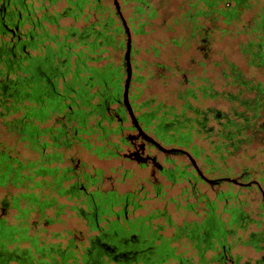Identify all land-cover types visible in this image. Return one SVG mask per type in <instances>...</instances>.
<instances>
[{
    "label": "trees",
    "instance_id": "16d2710c",
    "mask_svg": "<svg viewBox=\"0 0 264 264\" xmlns=\"http://www.w3.org/2000/svg\"><path fill=\"white\" fill-rule=\"evenodd\" d=\"M65 1L66 4L61 9L49 10L48 6L55 0H0V123L14 136L15 142H23L25 147H27L25 140L29 138L31 132L32 119L35 117L42 121L52 112L61 110V107L50 106L47 111L45 107L51 103V99L53 102L58 91L56 80H52L55 89H49V79L54 75L46 70L47 64L50 63L48 59H51V62L55 61L52 63L56 67L64 64L66 70L70 69V65L73 71L96 69L94 65H88L87 61L100 59L104 45L116 46L122 42L123 29L121 21L114 19L117 14L115 10L108 11L107 5H102L100 0ZM139 1L145 3V0ZM198 1L194 0L192 6L195 7ZM201 1L207 7L205 9L196 7L192 13L189 9L187 13L189 16L214 13L212 18L215 19L218 14H222L224 20L228 21L231 17H236L239 5H249L247 0ZM219 3H224L225 7H217ZM85 5L87 8L83 9ZM136 8L142 10L140 5ZM104 9L107 10L106 13ZM81 13L83 20L90 17L93 19L79 29L72 25L63 27L58 23L60 16L77 17ZM151 14L149 12V15ZM257 14L258 18H251L253 24L250 27L255 31H262L264 4L259 7ZM48 24H52L54 29L49 30ZM243 25H247V21ZM197 26L201 41H207L208 29L196 23L193 25V27ZM62 27L67 29V33L57 32V29ZM68 36L82 39L80 40L82 45H75L72 41L66 40ZM259 36L261 40L249 39L246 48L264 65V52L261 55L259 49L257 51L251 49V45L264 44V35ZM45 41L47 42L44 43ZM38 45L43 47V54L32 52ZM250 62L258 64L253 60ZM38 65L41 66L40 69ZM229 71L235 89L224 93L225 98L231 102L226 108L216 106L200 108L185 103L184 106L191 107L192 115H185L183 107L179 112H172L173 116L167 122L170 136H174L179 144L187 146L192 157L201 158L205 172L216 180L214 183H218L231 172L233 165L228 164V157H232V163H235L237 155L246 154V149L250 145H255L258 151L264 152V69L262 78L256 80L252 76L243 75L236 65H231ZM82 79L85 80L83 77ZM41 81L43 83H40ZM65 90H69L67 85ZM54 103L58 104L57 98ZM71 104L74 102L72 101ZM39 106L45 114H38ZM162 119L164 120V117ZM60 125L54 127L57 133H51L52 137L63 132ZM34 127L36 131L53 128L52 125L39 127L36 124ZM68 130L73 134L78 132L74 124L70 125ZM192 133L204 141V145L195 143ZM47 144L45 138L38 144L41 153L33 160L20 158L17 148V153L11 154L12 147L4 144L0 146V185L10 182L15 188V191L9 192L8 196L0 199V206L4 209L12 207L15 210L12 221L0 216V264H191L192 255L196 256L199 263L209 260L221 262L225 258L228 243L218 238L213 246L214 252L209 258L205 256L207 248L204 241L205 234L210 229L205 221L198 223L192 220L175 224L164 208L128 217L126 212L129 213V205L133 207L137 205L134 199L137 190L121 192L115 201L108 202V208L102 207V211L96 214V220L90 199L72 203L70 208L78 215L83 212L88 219L87 234L84 237L72 235L60 243L59 240L47 241L42 238L41 232L45 230L43 227L37 229L32 227V232H29L30 224L33 223V220L29 221L27 218L29 210L37 208L38 217L43 218L48 224L55 220L54 214L61 212L63 205V202L57 199L65 191L58 183V176H56L57 187H49L55 180L52 177L55 171L58 172L60 169L57 163L52 162L59 158L61 152L54 148L43 152L42 148ZM96 148L99 149L98 146ZM240 166L239 177L249 178L252 173L258 175L249 178L245 182L246 185L252 183L259 189L264 186V171L243 164ZM166 172L167 179L186 173L189 177L185 178L190 182V186L194 187V175L185 171V168L167 167ZM25 180H31L32 184L22 185ZM43 184L45 186H42ZM92 193L100 194L95 190ZM219 193L223 194L221 191ZM226 194L228 199L229 190ZM101 196L108 200L107 195ZM203 196L206 204L208 203L212 208L213 200L204 194ZM83 202L86 204L85 207H82ZM225 204L228 205L227 202ZM112 205L117 207L111 209ZM48 207L53 210L52 214L47 215L44 212ZM229 209H237L240 213L238 218L243 217L242 210L238 206L234 205ZM101 213L105 215L101 216ZM112 214L113 218L110 217ZM158 216L161 219L153 221V218ZM164 226L171 227L169 233H163ZM200 227L205 229V232H200ZM251 233L254 236L256 231L251 230L248 235ZM55 236L57 231H51L50 237ZM179 238L185 240L183 245L194 241L197 252L193 251L188 255L186 246L178 249L176 241ZM261 260L262 257H259L255 262L259 263ZM244 262L251 264L249 261Z\"/></svg>",
    "mask_w": 264,
    "mask_h": 264
},
{
    "label": "rangeland",
    "instance_id": "374dc122",
    "mask_svg": "<svg viewBox=\"0 0 264 264\" xmlns=\"http://www.w3.org/2000/svg\"><path fill=\"white\" fill-rule=\"evenodd\" d=\"M117 1L121 14L129 27L131 46L134 48L132 63L135 64L136 72L141 74L143 79L141 93L135 101L147 99L146 107L159 104L164 120L171 118L172 112H179L183 107L185 108V115L191 116L192 109L184 106L185 103L200 108L206 106L226 108L231 102L225 98L224 93L235 89L229 71L231 65H236L245 76H252L255 80L262 78L264 65L259 62L258 57H253L250 54L246 48V42L249 39L261 40L259 35H264V30L255 31L250 27L253 24L251 18L258 16L259 7L264 4V0H247L249 5H239V12L236 17H231L228 21L224 20L222 14H218L215 19L212 18L214 13L189 16L187 14L189 9L192 13L196 7L203 9L207 7L201 0L195 7L192 6L194 0H145V3L139 0ZM100 2L102 5H107L108 11L115 10L112 0H100ZM65 4V0H58L50 5L49 9H61ZM137 5L142 6V10H137ZM220 6L225 7V4L219 3L217 5V7ZM106 12L107 10L104 9V13ZM149 12L152 14L149 15ZM82 16L83 14L76 19L69 15L61 16L58 18V22L63 27L73 25L79 29L83 24L93 19L90 17L83 20ZM115 18L120 22L117 14L114 16ZM245 21H247V25H243ZM195 23L208 29L207 41H201L200 32H197L198 26L193 27ZM63 27L57 29L59 33H67V29ZM47 28L53 30L54 27L48 24ZM199 29L201 30L200 27ZM121 36V44H116V46L106 44L100 59L88 60V62L102 67V73L105 74L103 79L108 80L115 87L116 93L120 88L118 79L120 75L124 76L122 62L124 30ZM66 40L73 41L75 45L78 44L69 36ZM251 49L253 51L259 49L262 55L264 44L251 45ZM251 60L258 62V64L251 63ZM45 123H50V120ZM165 126L168 130L169 125L166 124ZM191 136L195 143L204 145V141L198 136L193 133ZM91 140L95 141V138L92 136ZM2 144L12 147L10 148L11 154H16L17 148L18 156L22 159L34 155L21 142H15L14 136L7 132L0 123L1 147ZM184 147L187 146L184 145ZM62 155L65 158L64 163L68 162L69 157L78 158L82 167L91 173L96 168H100L101 180L99 184L102 188L113 186L118 193L126 190H137L135 199L138 204L132 209L134 214L145 213L151 208L158 207L164 208L175 223L181 224L183 220L191 219L197 221L203 216L201 208L204 205V194L213 200L215 215L227 222L228 212L222 210V203L227 202L228 206H238L243 213V217H241L243 228L235 227L233 233L226 237L228 243L226 252L230 254V257L236 258L238 264L244 261L254 263L255 259L259 257L263 258L261 264H264V209L261 195V192L264 193L263 185L259 189L254 187L252 183L249 185L237 184L221 179L219 183L212 186L196 175L188 157L184 154H171L169 155L170 160L164 161L163 154L157 153V158L164 166L173 168L177 166L191 171L194 175L193 190L187 185L185 177H179L177 181L170 182L156 170L153 177L149 172V165H140L121 156L99 159L77 142H72L68 149H62ZM193 157L202 173L207 177H212L211 174L205 172L201 158ZM232 161V157L227 158L228 164L233 165L228 176H234L240 181L246 182L249 178L258 176L252 173L249 178L239 177L241 164L264 171V152L258 151L255 145H250L246 149V154H238L235 163ZM220 175L223 176L224 174ZM155 180L161 183L160 194L158 195H155L152 185ZM227 190H229L228 199L226 198ZM12 191H15L12 185L0 186V199L8 196V193ZM57 199L62 201L63 205L61 212L54 214L55 220L53 222L46 224L43 218L38 217L37 212L28 211V220H33L29 232H32V227L34 229L43 227L45 230L41 232L42 238L47 241L59 240L60 243L72 235L84 237L87 234L84 218L70 208L72 202L64 196H59ZM175 199H177L178 205L174 204ZM186 201L194 202V210L184 206ZM52 211L50 207L44 210L47 215L52 214ZM13 213L12 207L4 209V217L8 221L13 220ZM231 214L233 215L232 218L240 217L238 211L232 210ZM160 219V217H155L153 221ZM224 225L228 227L229 224ZM170 229L171 227L164 226L163 233H169ZM251 230L261 231L263 239L253 240L255 235H248ZM51 231H57V236L50 237ZM184 241V239H178L176 245L178 249L186 246L188 248L186 254L190 255L193 250L189 244L183 245ZM251 242L261 245L262 248H253ZM212 253V250H205L207 258ZM192 260L191 264H236L215 260L199 263L195 255H192Z\"/></svg>",
    "mask_w": 264,
    "mask_h": 264
},
{
    "label": "flooded vegetation",
    "instance_id": "af4514ba",
    "mask_svg": "<svg viewBox=\"0 0 264 264\" xmlns=\"http://www.w3.org/2000/svg\"><path fill=\"white\" fill-rule=\"evenodd\" d=\"M56 1L58 0H55V2ZM81 14H79L77 17H79ZM77 17H72V18L76 19ZM60 38L61 37L59 36V39ZM70 38H72V40H75L78 43L77 45H82L80 42V40L82 39L78 40L77 36ZM46 42L47 41H45L44 43ZM48 42L51 43L52 41H48ZM32 52L43 54L44 49L41 45H38L36 49L32 50ZM133 53H134V48L131 46L130 48L131 75L128 83L127 97L131 106L132 114L134 115L136 122L132 121V119L129 117L127 110L121 100L122 84H123L124 76L122 77L120 75L118 79L120 83V88L118 90V93H116L114 90L115 87H113L108 80L105 81L103 79L105 74L102 73V67L94 65L91 62L87 61L88 65H94L96 69H91V70L77 69L73 71L70 65L69 66L70 69L66 70L65 68L66 66L64 64L60 67H56L55 65H53L55 61H52L53 62L52 63L51 59H48L50 63L47 64L46 70H48L49 74L54 75L51 79H49V85H50L49 89L52 90L55 89L52 80H56V87L58 88V91L56 94L57 97L53 99V102L51 99V103H49V105L45 107L47 108V111L49 110L50 106L61 107V110L59 112H55V111L52 112L51 114H49L50 115L49 117H46L42 121L34 117L31 121V132L29 138L25 140L27 144V148L34 154L32 157H28V156L26 157L30 160L37 159L39 157V153H41V151L38 150V147L40 146L38 144L44 138L46 139L48 144L42 148L43 152L51 151L52 148H54L56 151L61 152L59 158H57L55 161L52 162V163H57L60 166V169H58V172L55 171V174L52 176L53 180L54 179L55 180L54 181L52 180L53 182L51 183V185H49V187L51 186L57 187L56 176H58L59 177L58 183L65 190L60 196H64L67 200L71 201L72 203H79L80 201H85L90 199L89 202H91L92 212L95 220H96V214L99 211H102L103 209L102 207L106 206V208H108V202L115 201L117 195H119L120 193H118L115 187L113 186H110L108 188H102L100 186L99 184L101 180L100 168H96L94 172L91 173L82 167L78 158L73 159V157H69L67 163L63 162L65 158H63L62 149H68L72 142H77L78 144L83 146L84 149L89 151L91 154H94L99 159L121 156L123 158L128 159L129 161L135 162L140 165H149V172L153 177L155 176L154 171L156 170L160 174H162L165 177V179H167L166 178L167 166H164L162 163L158 161L157 153L163 154L164 161H169L170 160L169 155L171 154H184L187 156L186 151L190 154L188 147H184V145L179 144L174 136L172 135L170 136V131H168L165 126L168 120L162 119V112L160 111L159 104H155L153 107H146L147 99H140L137 102L135 101V99L141 93V89L143 87V79H142V75L136 72L135 64L132 63ZM89 60L95 61L97 59H89ZM38 67L40 69L41 66L38 65ZM82 77L85 78V80L82 79ZM40 83H43V81H41ZM66 85H67V89L69 90H65ZM56 98L58 104L54 103ZM72 101L74 102V104H71ZM42 102L43 104H45L44 100ZM65 103L67 104L65 105ZM38 109H39L38 114H45L44 111L40 108V106L38 107ZM47 120H50V123L46 124L45 122ZM35 124L38 125L39 127L45 125H52L53 128L61 124L62 126L61 125L60 126L62 127L63 132H60L56 137H52L51 133L52 134L57 133V130L55 128L44 131L41 129H37L36 131L34 127ZM73 124L76 125L78 128V132L74 134L69 133L68 130L69 126ZM136 124L139 125L141 130L145 134L150 136L152 139L147 135L143 134L142 131L138 130ZM92 136L95 138V141L91 140ZM35 139L37 140V142H35ZM21 143L23 144V142ZM158 143L167 149L162 150L161 148L158 147V145H156ZM179 145H181L182 147ZM96 146H98L99 149H97ZM178 148L181 151H179ZM129 152L130 155H127V153ZM138 156H143L144 159L142 161H137L136 158ZM170 168L173 169V167ZM185 171H189V170L185 169ZM179 177L187 178L189 176L186 173H183L182 176H179L177 174L174 176L173 179H167V180L170 182H175L177 181V179H179ZM191 180L192 179H190V181ZM186 181L189 188L193 190V185L190 186V182L187 179ZM7 184L12 185L10 182H7L6 184L0 186H6ZM31 184H32L31 180L30 181L25 180L22 182V185L24 186ZM215 184L217 183H213L212 186ZM152 185L155 195L160 194L159 192L161 186L160 181L155 180L153 181ZM42 186H45V184H43ZM93 190L98 191L100 194L93 195L92 193ZM101 195H107L108 200L106 201ZM187 202L192 203L193 201L192 202L186 201L184 206L191 210H194L193 208L194 204H187ZM225 203L226 202L222 203V210L228 212L227 222L215 215L213 209V203H212V208H210L209 204L208 203L206 204L205 202V197H204V205H202L201 208L203 211V216L201 217V219L197 221L196 219L183 220V221L195 220L198 223L205 221L210 226V229L205 234L204 241L207 245V248L205 250H212L214 252L213 246L215 245L216 238L224 239L226 241V237L233 233L235 227L243 228V223L241 222V218H232L233 217V215L231 214L232 210L229 209L231 206H228ZM174 204L178 205L177 199L174 200ZM85 205L86 204L83 202L82 207H85ZM112 206L111 209H115L117 207L116 205L113 207ZM262 206L264 209L263 197H262ZM128 208H129V213L126 212V215L128 217H132L133 215H139L132 213V209L134 208L132 205H129ZM154 209L161 210V208L156 207V208H151L148 211ZM31 210L38 213L37 208H33ZM234 211H238V210L234 209ZM103 215L105 214L101 213V216ZM0 216L4 217V208L2 206H0ZM80 216L84 218L85 224L87 225L88 219L86 215L83 212H80ZM110 217L113 218L114 215L112 214ZM225 222L229 224L228 227L224 225L226 224ZM173 223L175 222L173 221ZM200 228H199L200 232H205V229L203 228L200 229ZM261 233H262L261 231H256V234L254 233L255 238H257L258 240H262L263 235ZM252 235L253 234L251 233L249 236ZM193 243L194 241H190L187 242L186 244H189V247L193 251L197 252V248L194 246ZM251 245L253 246V248H262L261 245L256 244L254 242H251ZM202 246H204V244ZM261 255L263 256V254ZM226 261L238 264L236 262V258L230 257V255L227 254V252H225V258L221 262H226ZM262 261L263 258L261 262ZM261 262L256 263L254 261V263L251 264H261ZM244 264H249V263L244 262Z\"/></svg>",
    "mask_w": 264,
    "mask_h": 264
},
{
    "label": "water",
    "instance_id": "95a60500",
    "mask_svg": "<svg viewBox=\"0 0 264 264\" xmlns=\"http://www.w3.org/2000/svg\"><path fill=\"white\" fill-rule=\"evenodd\" d=\"M112 2H113V5H114V9H115L117 15L120 18L122 29L125 32L124 49H123V52H122L124 78H123V84H122L121 100H122V103H123V105L125 106V108L127 110V113L129 115V117L132 119V121L136 122V120L134 118V115L132 114L131 106H130V103H129L128 97H127L128 83H129V78H130V75H131V64H130L131 38H130V32H129V28H128L127 24H126V21L123 18L122 14H121V11L119 9L118 1L117 0H112ZM136 127L138 128V130L142 131L141 128L139 127V125L136 124ZM142 133L145 134L143 131H142ZM145 135H147V134H145ZM148 137H150V136H148ZM156 145H158V147L161 148L162 150H166L167 149V148L161 146L159 143L156 144ZM186 153H187V157H188V159H189V161L191 163V166L193 167L195 173L201 179L207 181L209 184H212V183L216 182L215 179H213L211 177H207L206 175H204L202 173L201 169L199 168V166L197 165V163L195 162L194 158L187 151H186ZM127 155H130V152L127 153ZM136 159H137V161H142L144 159V157L143 156H138ZM223 179L229 180V181H231L233 183H237V184H245L244 181H240L239 179H237L234 176H225ZM261 195L264 198V193L263 192H261Z\"/></svg>",
    "mask_w": 264,
    "mask_h": 264
}]
</instances>
